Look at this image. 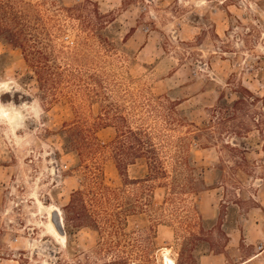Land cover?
I'll return each mask as SVG.
<instances>
[{"label":"rangeland","instance_id":"374dc122","mask_svg":"<svg viewBox=\"0 0 264 264\" xmlns=\"http://www.w3.org/2000/svg\"><path fill=\"white\" fill-rule=\"evenodd\" d=\"M8 81L44 114L0 123V264H264V0H0ZM119 117L165 178L119 173Z\"/></svg>","mask_w":264,"mask_h":264},{"label":"trees","instance_id":"16d2710c","mask_svg":"<svg viewBox=\"0 0 264 264\" xmlns=\"http://www.w3.org/2000/svg\"><path fill=\"white\" fill-rule=\"evenodd\" d=\"M38 69V68H37ZM39 72L42 73L43 69L39 68ZM237 103V102H236ZM239 103L243 104V99L239 100ZM113 119V118H111ZM119 119L121 121V127L116 129V138L113 141L114 144V154H115V165L119 173L121 172L123 166H128L130 164H134L132 161L138 158H144L147 166V175L146 179L151 180V178H156L157 176L166 177L167 172L163 167V164L159 158L157 153V149L152 144L151 139L149 137L148 132L143 128H137L136 130H132L127 127L126 120L122 117L114 118ZM187 165V164H186ZM125 170V169H123ZM199 182L202 187H204L203 175H199ZM98 192L100 193V200H97L96 204H101L102 206H110L113 201H115V190L109 188L103 183L98 184ZM83 194L81 191H76L73 193V199L71 202V206L75 210H79L80 212L85 210V203L83 200ZM131 210H125V213H129ZM85 216V215H81ZM109 216V215H108ZM111 216V215H110ZM87 219L92 220L93 226L98 227L97 222L94 219L87 215ZM113 217L117 218V214L113 215Z\"/></svg>","mask_w":264,"mask_h":264},{"label":"clouds","instance_id":"9594fccd","mask_svg":"<svg viewBox=\"0 0 264 264\" xmlns=\"http://www.w3.org/2000/svg\"><path fill=\"white\" fill-rule=\"evenodd\" d=\"M14 83L15 81L0 82V89L10 91L9 85ZM43 114L44 110L39 100H33L30 104L23 102L19 106L11 102L4 103L0 101V123H6L13 133L17 129L25 128V122L29 119L38 123Z\"/></svg>","mask_w":264,"mask_h":264},{"label":"bare ground","instance_id":"6f19581e","mask_svg":"<svg viewBox=\"0 0 264 264\" xmlns=\"http://www.w3.org/2000/svg\"><path fill=\"white\" fill-rule=\"evenodd\" d=\"M54 217H56L57 219L59 218L61 221V225L63 226V219H62L60 210H58L56 207L51 206L49 208V227H50L51 231L49 230V232H50L51 236H53L55 239L58 240V242L63 243L66 241V236L60 234L59 231L57 230V228L55 227V224L53 222ZM169 262L173 263L172 261H169Z\"/></svg>","mask_w":264,"mask_h":264},{"label":"water","instance_id":"95a60500","mask_svg":"<svg viewBox=\"0 0 264 264\" xmlns=\"http://www.w3.org/2000/svg\"><path fill=\"white\" fill-rule=\"evenodd\" d=\"M54 224H55V227L57 228V230L59 231L60 234L64 235L65 236V232L63 230V226L61 225V221L60 219L54 217V220H53Z\"/></svg>","mask_w":264,"mask_h":264}]
</instances>
